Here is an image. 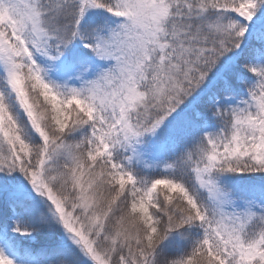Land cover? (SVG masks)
Wrapping results in <instances>:
<instances>
[{"label":"snow or ice","instance_id":"6c2138e0","mask_svg":"<svg viewBox=\"0 0 264 264\" xmlns=\"http://www.w3.org/2000/svg\"><path fill=\"white\" fill-rule=\"evenodd\" d=\"M0 264H264V0H0Z\"/></svg>","mask_w":264,"mask_h":264}]
</instances>
